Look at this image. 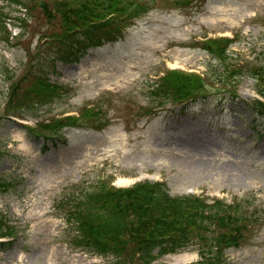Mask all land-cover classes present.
Masks as SVG:
<instances>
[{"label": "rangeland", "instance_id": "1", "mask_svg": "<svg viewBox=\"0 0 264 264\" xmlns=\"http://www.w3.org/2000/svg\"><path fill=\"white\" fill-rule=\"evenodd\" d=\"M43 1L53 0L26 1L21 37L6 41L0 32V217L16 227L0 264H109V257L72 246L55 203L75 184L128 187L145 180L165 183L172 195L248 200L259 223L225 251L226 264H264V117L250 108L258 98L252 79L239 77L233 96L210 81L188 104L146 112L155 106L148 90L159 72L217 67L199 46L206 38H233L228 52L236 65L264 50V0H143L149 11L124 21L114 41L84 52L73 45L77 38L61 42L59 25L39 8ZM7 2L3 13L18 15ZM14 22L7 20L12 34L20 30ZM39 78L60 86L50 105L39 104ZM15 84L14 98L25 104L13 117L4 109ZM96 101L109 119L103 129L86 124L40 137L46 151L28 136L39 122L78 114ZM194 249L154 264H191Z\"/></svg>", "mask_w": 264, "mask_h": 264}, {"label": "trees", "instance_id": "2", "mask_svg": "<svg viewBox=\"0 0 264 264\" xmlns=\"http://www.w3.org/2000/svg\"><path fill=\"white\" fill-rule=\"evenodd\" d=\"M26 1L10 0L27 12ZM39 8L46 19L59 25L63 32L61 42L77 38L73 45L79 50L98 45L104 38L112 39L114 33L119 32L116 18L131 19L147 9L143 0H53L43 1ZM26 14L15 17L22 33L25 32ZM5 20L7 15L0 10V31L6 30ZM54 39L59 41L60 37L54 34ZM231 43L232 40L225 38L205 42L203 48L216 58L219 68L209 69L204 77L178 70L167 71L151 86V101L162 105L164 101L194 100L205 91L209 81L220 84L223 90L234 95L238 78L244 75L253 80L257 94L264 99V63L256 64L261 58L264 61V52L258 53L253 62L238 66L229 58ZM35 82L40 87L39 104H49L54 97H60V92L56 94L58 86L40 78ZM15 92L16 84L5 106L7 113L18 114L24 107L25 101L15 99ZM29 92L27 89L24 94L26 99ZM250 108L264 117L263 102L254 100ZM103 116L101 106L96 105L83 109L80 117L54 119L49 124H39L35 132L28 130L36 138L43 131L59 132L66 126H78L82 122L98 128L103 125ZM64 194L56 202V209L67 223V235L72 234L70 243L84 251L111 257L110 264H152L163 255L189 246H194L199 256L193 264H226L224 250L240 246L260 220V215L250 210L244 200L227 204L217 198L207 202V198L195 195L171 196L159 182L144 181L129 188H113L105 181H98L92 186L74 185ZM13 235V227L0 217V238ZM10 245L0 243V250Z\"/></svg>", "mask_w": 264, "mask_h": 264}, {"label": "bare ground", "instance_id": "3", "mask_svg": "<svg viewBox=\"0 0 264 264\" xmlns=\"http://www.w3.org/2000/svg\"><path fill=\"white\" fill-rule=\"evenodd\" d=\"M128 180H130V179H128ZM135 180H137V179H135ZM130 181H133V180L131 179ZM119 182H121V183H125V184H126L127 181L120 180Z\"/></svg>", "mask_w": 264, "mask_h": 264}]
</instances>
